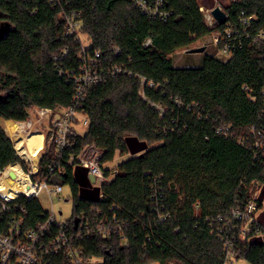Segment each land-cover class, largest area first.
Segmentation results:
<instances>
[{
  "label": "trees",
  "instance_id": "16d2710c",
  "mask_svg": "<svg viewBox=\"0 0 264 264\" xmlns=\"http://www.w3.org/2000/svg\"><path fill=\"white\" fill-rule=\"evenodd\" d=\"M65 1L64 10L82 20L72 35L48 0H0V29L7 28L0 33V119L24 122L32 107L72 106L87 61L100 54L87 65L97 81L76 107L86 130L71 137L65 171L47 175L70 188L68 221L85 263L264 264V212L246 233L233 216L253 200V183L257 212L264 207V42H254L264 32V0H228L227 22L213 26L198 0H165L166 20L129 0ZM213 32L230 43L227 60L204 54L198 66L174 65L175 52ZM91 145L107 180L86 197L76 172ZM51 147L39 161L42 177ZM117 156L113 173L105 165ZM15 163L26 167L0 125V171ZM25 204L39 217L38 201ZM102 220L109 236L78 225Z\"/></svg>",
  "mask_w": 264,
  "mask_h": 264
},
{
  "label": "built area",
  "instance_id": "2783aa9c",
  "mask_svg": "<svg viewBox=\"0 0 264 264\" xmlns=\"http://www.w3.org/2000/svg\"><path fill=\"white\" fill-rule=\"evenodd\" d=\"M129 1L149 17L166 20L169 16V13L163 9L165 0ZM48 2L53 7H58L63 11L64 19L68 25L66 35L77 33L80 21L82 20L77 18L75 13H69L64 10L63 4L66 1L48 0ZM200 11L203 13L206 22L211 19L215 21L211 15L212 9L205 10L200 5ZM241 22L248 24L249 19L242 17ZM213 25H217L216 21ZM223 34L226 38H230L231 28L228 25L225 27ZM257 41L264 42V32L257 34L254 42ZM215 43L218 48L215 56L220 60H227L231 55L230 43L224 40V36L221 33H218ZM66 53L67 49H64L62 56L66 55ZM99 56L100 54L96 52L94 57H91L87 62L93 64ZM88 63L85 65V74L82 77V83L78 86L75 103L72 106L56 112L50 109H36L39 115V122L43 121L44 118L48 122L47 146L43 143L42 148L38 152L36 163L28 160L30 164L26 167L21 163H15L0 171V264H86L82 258V250L74 244L75 236L73 235L70 222L68 220H58L57 217L58 214H61V211L59 210L57 214L52 205L54 198L62 201L63 186L51 182L47 179V175H53L55 172L63 173L65 171V166L62 165L61 160L64 159L71 147V137L80 133L79 128L85 129L88 125L87 118L76 108L79 97L84 89L92 82L97 81L95 72L91 73L89 68L87 69ZM141 83L144 84L145 80L141 79ZM17 123L20 124L19 122ZM31 127V122H29L27 128L31 129ZM22 131L23 128H21ZM18 133L19 131L11 133L12 137H15ZM257 134L262 136L260 132ZM45 147L53 149V158L49 163L45 164L44 176L42 177L39 161L42 156L40 151H44ZM14 149L22 161H27L19 149L15 148V145ZM86 149L78 156L79 165L87 170L88 176L95 178L92 184L96 188H99L107 179L104 176L102 166L99 164V156L87 157L86 153L88 149ZM67 161L69 164L72 163V154H68ZM114 172L115 170L113 169ZM11 174L13 177L10 176ZM12 183L15 186H7ZM253 186L255 188L253 200L248 203L246 211H233V216L238 221L244 222V233L249 231L254 217L257 216V205L254 198L258 195V189H256L258 188V184L253 183ZM6 187L5 191L13 193L11 196L3 190ZM43 193L51 202L50 209H45L41 204L40 196ZM30 200H36L40 204L39 217L29 216L25 201ZM78 225L81 231L83 230L87 235L95 230L99 235H110L103 220L94 228L90 227L88 222H82ZM76 238H80L79 233L76 234ZM56 256H61L60 261H56Z\"/></svg>",
  "mask_w": 264,
  "mask_h": 264
},
{
  "label": "rangeland",
  "instance_id": "374dc122",
  "mask_svg": "<svg viewBox=\"0 0 264 264\" xmlns=\"http://www.w3.org/2000/svg\"><path fill=\"white\" fill-rule=\"evenodd\" d=\"M199 4L203 6V8L205 10H210L213 9L214 7H219L222 10H224V6H226L228 4V0H198ZM208 25H213L215 24V21L213 19H211L210 21H207ZM218 36L217 32H213L211 35L205 37L202 40H199L198 42H196L193 46H191L189 49H195V48H204V51L202 53H188L187 50L189 49H182L179 50L177 52H175L172 55V59L174 62L175 66H198L200 64L201 58L204 54H213L216 55L217 53V45L215 43V38ZM80 39L82 41V44L86 47L89 44L88 41V37L86 35H81ZM35 107H32L28 110V118L26 121L24 122H19L20 123V127L23 128V131L21 132V128H16V127H11L8 128L6 121L4 120H0V125L1 127L4 128V130L6 131L7 135L11 138L13 145H15L16 149H19L20 153L22 155H24V158L27 159V161H24V164L26 166H28L30 164L31 160L33 162L36 163L37 161V157H38V152L39 150L42 148L43 145V139H44V145L47 146V129H48V122L47 119L44 118L43 121L39 122V115L36 112ZM30 120V121H29ZM7 121H12V120H7ZM16 122V121H13ZM31 122V129L27 128L28 123ZM79 132L80 133H84L86 129H80L79 128ZM9 131V132H8ZM15 131H19L18 134H16V136L12 137V134ZM12 133V134H11ZM33 134H37L40 135L42 138V142H41V147L39 148V150L36 152V156L34 159H30L27 158L26 156L30 153L29 150V146L26 142V138L30 137ZM21 136L19 139H22V147H16L17 145V141H18V137ZM17 140V141H16ZM16 143V144H15ZM90 147V148H89ZM86 150H87V157H93V156H100V151L98 149H96L93 145L89 146ZM43 150H41L40 152L42 153ZM121 159V157L117 156L116 159L113 161V163H109L106 164L105 166L110 167L111 169H114L115 165L119 162V160ZM76 177L77 180L80 184V186L82 187L81 189V195L82 196H86V197H94L96 195L97 192V188L91 183L89 176L86 172V170L84 168H79L77 169L76 172ZM14 184V183H13ZM8 187L11 186V184L7 185ZM7 189L3 188V190L5 191ZM6 194H9V192L5 191ZM257 193V191H256ZM62 201H59L57 198H54V200L52 201V205L56 211V213L58 214V211H61V214H58V220L64 221V220H68L71 218L72 216V208H73V203L72 200L70 199L71 196V191L68 185H64L63 186V193H62ZM40 201L42 206L45 209H50L51 208V202L45 197L44 193L40 196ZM261 212H264V207L261 210ZM258 213L260 214V212L258 211L256 213V215H258ZM233 259V258H232ZM97 262H100L99 260H97ZM232 264H246L243 260H239V261H234V259L231 261ZM168 264H177L175 262H170Z\"/></svg>",
  "mask_w": 264,
  "mask_h": 264
},
{
  "label": "bare ground",
  "instance_id": "6f19581e",
  "mask_svg": "<svg viewBox=\"0 0 264 264\" xmlns=\"http://www.w3.org/2000/svg\"><path fill=\"white\" fill-rule=\"evenodd\" d=\"M30 121V120H29ZM7 127L11 128V127H16V128H21L20 124H18L17 122H13V121H6ZM21 136H19L17 139V145L16 147H22V139H19ZM26 142L29 146V150L31 154H28L26 157L30 158V159H34L35 158V154L36 152L39 150V148L41 147V142H42V138L40 135L37 134H33L30 137L26 138ZM15 186L13 183L11 184V187ZM13 193H9L8 195H12Z\"/></svg>",
  "mask_w": 264,
  "mask_h": 264
},
{
  "label": "water",
  "instance_id": "95a60500",
  "mask_svg": "<svg viewBox=\"0 0 264 264\" xmlns=\"http://www.w3.org/2000/svg\"><path fill=\"white\" fill-rule=\"evenodd\" d=\"M211 15L213 16V18L215 19L217 25H222L226 22L227 16L224 10H222L219 7H214L211 11ZM7 28H1L0 29V33H2L3 31H5ZM204 51V48H195V49H189L187 50L188 53L192 54V53H202ZM11 177H13V175H10ZM89 179L91 181V183H93L95 181V178L93 176H89Z\"/></svg>",
  "mask_w": 264,
  "mask_h": 264
},
{
  "label": "crops",
  "instance_id": "0c3cea01",
  "mask_svg": "<svg viewBox=\"0 0 264 264\" xmlns=\"http://www.w3.org/2000/svg\"><path fill=\"white\" fill-rule=\"evenodd\" d=\"M0 120H2V119H0ZM5 121V120H4ZM43 143H44V139H43ZM260 213H261V211H260ZM259 214V213H258ZM260 216V215H259Z\"/></svg>",
  "mask_w": 264,
  "mask_h": 264
}]
</instances>
